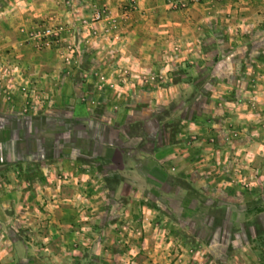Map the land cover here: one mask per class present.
I'll return each instance as SVG.
<instances>
[{"label":"rangeland","instance_id":"374dc122","mask_svg":"<svg viewBox=\"0 0 264 264\" xmlns=\"http://www.w3.org/2000/svg\"><path fill=\"white\" fill-rule=\"evenodd\" d=\"M33 1L40 3L39 0H0V6L11 4L21 8L32 5ZM201 1L165 0V5L168 10H178ZM54 3L65 12L64 22L58 17L40 19L24 30V26H20L17 32L23 34L24 43H32L36 51L49 49L57 53L54 66L56 75L61 76L53 78L48 75L52 86L80 80L83 89L93 88L91 94L85 90L86 94L82 95L83 101L91 107L86 111L88 115L108 122L94 125L87 122L86 132L122 142L127 152L133 149L135 142L143 148L150 147L154 136L160 144L186 136L183 145L176 146V150L184 154L179 164H185L189 158H204L201 163L206 162L207 155L210 158L206 159L207 168L197 167L196 172L189 171L185 165H180L181 171L172 170L168 159L162 160L161 165L177 176L189 177L195 189L187 197L180 200L172 197L170 201L147 186L139 192L131 190L122 205L119 198L108 197L110 192L105 185L125 179L129 186L131 181H137L129 171L120 173L102 158H96L103 139L98 140L96 151L95 145L91 151L70 148L68 139L60 147L58 137L66 135L62 129L67 130V138L75 136L77 144L90 145L87 140L79 142L81 124L74 127L73 123L64 124L57 120L72 116L73 110L58 106L52 107L51 113L41 115V110L37 109L39 115L30 119L29 130L34 129L37 133L41 130L47 134L34 140L36 147L29 145V158L33 155L31 152L44 157L40 158L41 161H29V201L32 202L29 212L33 210L32 214H40V219L29 220V241L38 240L42 244L62 241L74 248L111 245V252L93 253L92 257L83 252L72 253V256L82 258L89 255L90 260L102 264H264V76L244 77L248 74V65L256 62L251 61L247 66L241 62L237 64L234 54L224 61H217L220 56L218 47L222 48L221 55L226 53L228 57L234 45L219 46V38L212 31L211 34L200 33L196 44H166L161 49L151 46L149 41L155 39V35H169V27L163 17L165 14L158 22L155 14L150 12L145 15L147 22L153 28L160 25L159 28L157 31L148 29L144 32L146 35L139 33L134 25L144 13L138 0L120 2L118 8L124 7L122 15L97 1L83 3L84 10L75 0H55ZM99 9L104 11V16L93 20L94 12ZM126 20L132 24L129 34H124L129 41L126 39L121 43V34L124 33L121 27ZM44 25L54 29L63 26L60 47L38 49L35 46V38L30 35ZM28 32L31 33L29 36ZM222 33L220 30L218 34ZM139 37L149 40L144 54L153 58L152 64L139 63L141 56L137 53L143 49L130 42L132 38L139 42ZM125 43L129 46L126 60L123 57ZM66 44H70L71 51H67ZM12 49V45L0 47V88L14 84L17 89L14 87L13 90L12 86V92L1 94L15 105H27L34 101L29 98V90L36 89L47 76L44 79L39 73L29 75L30 64L19 57L18 62L13 60ZM157 55L161 60L156 65ZM65 56H68L67 60ZM235 66L238 69L233 71ZM223 70H231L230 76H221ZM165 83H188L193 90L180 98L175 97L176 93L162 91L158 94V104L152 92L141 93L130 100L129 95L122 94V87L127 84L132 88L153 89ZM19 85L27 86L26 90H21ZM237 87L247 88L249 93L243 94ZM239 101L246 106L241 112L246 114L243 124L233 121L235 104ZM19 111L27 113L28 109ZM52 116L57 121H49L54 120ZM182 118L204 122L202 124L206 126L188 135L189 129H183ZM75 121L85 123L84 119ZM141 128L146 131L145 135H139ZM248 132L251 137L260 139L250 151L245 150L250 147L246 140ZM53 138L56 139L54 144L51 143ZM168 152L169 148L163 151L167 155ZM56 153L59 157L55 158ZM49 156L53 157L49 160ZM45 185L48 186L44 188ZM133 187L135 190L136 185ZM168 201L176 206H169ZM60 214L67 221L58 226L53 216ZM61 226L68 231L71 229L63 237L53 235L45 239L37 234L47 227L55 232L53 229L58 230ZM96 230L97 235L93 234Z\"/></svg>","mask_w":264,"mask_h":264},{"label":"crops","instance_id":"0c3cea01","mask_svg":"<svg viewBox=\"0 0 264 264\" xmlns=\"http://www.w3.org/2000/svg\"><path fill=\"white\" fill-rule=\"evenodd\" d=\"M93 1L106 4L108 9L112 12H118V14L120 13L121 15L124 12L123 6L118 8L120 2L122 3L124 0ZM93 1L75 0L77 5H80L81 10H84L82 7L83 3L87 4L88 2ZM35 2L36 1H33L32 5L21 8H16V6H12L11 4L3 7L0 6V47H10V45H12L15 50L12 49V57L15 56L13 57V60L18 62L17 57L22 58L30 64L29 70L31 71V74L29 73V75L39 73L44 79L47 76L45 80L48 79L47 81L42 80V83H40L36 89L29 90V98L34 101H30L27 105H24L23 103L15 105V103L2 97L1 93L12 92V86L13 90H15L14 84H8L6 88H0V264H102L94 262L92 259L90 260L89 255L88 257L82 258L80 256H72V253L76 254L83 252L91 254L92 257L93 253H101L103 251L111 252V245H85L74 248L72 245L62 243V241H59L57 244H52L51 242L42 244L38 240L29 241V220L35 221L40 219L38 218L40 214H32L33 210L29 212V207L32 205V202L29 201V161L36 162V160L44 158L42 154L34 152L30 153L33 155L29 158V145L32 144L33 147H36V142H34V140L37 139V137L39 139L43 138L47 134V132L43 133L41 130L38 133L35 132L34 129L29 130L30 119L33 120V117H38L39 115V113L37 114V109L41 110V115L51 113L49 110L52 109V107L56 108L58 106L73 110L72 116L67 115L64 119L59 118L57 120L64 124H68L69 122L73 123L74 127L75 125L81 124V128H79L81 130L78 132V137L80 138L79 142L87 140L90 145L88 147H83V144H77L76 142L78 139L75 136L67 138V130L62 129V132L66 133V135L58 137L60 139V147H62V143H66L68 139V146L70 148L75 150L87 149L91 151L93 149L92 145H95L96 151V149H98V140L103 139L102 144L100 145L102 146L101 151L95 154L96 158H102L108 165H110V168L118 170L120 173L126 174L129 171L132 174V178L137 181V183L131 181L129 186L127 184L128 181L125 179L112 183L109 182L105 185L107 186V188H105L107 192H110L108 197L109 195H113V197L119 198L122 205L125 204L124 199H127L126 197L129 196L131 190L133 192H139L143 187L147 186L150 189H154L158 193L163 194L164 198H170V201H172V197L174 199L187 197L188 193L195 189L188 180L189 177L187 178L186 175L177 176L175 172H172L161 165L162 160H166L167 158L168 160L166 161L169 162V167L172 168V170L177 169V171H181L179 168L180 165H185L189 171L193 170L196 172L197 167L207 168L206 164L208 163V160L206 159L210 158V156L207 155L208 157L205 158L207 163H201L204 158L200 157L198 160L189 158V160L185 161V164H183V162H180L179 164V159L184 157V154L178 152L176 146L183 145L186 136L179 140H171L168 143L165 142L163 144L157 142L154 136L151 140L152 143H150V147L143 148L141 147L142 145L138 146V144H136L137 142H135L132 147L133 149L127 152L122 142H116L107 136L105 138H98L94 134H89L88 130L86 132L87 122L91 125L96 124V122L99 124H105L108 122L107 120L105 121L98 117L88 115L86 111L91 109V107L89 108L86 105V102L83 101L84 96L82 95L86 94L85 90L91 94L94 91L93 88L83 89V82L80 80L77 82L69 81L68 83L64 81V83L60 85L56 86V84H54L52 86L48 75H51L53 78L60 75H56L57 72L55 71L56 69L54 66L56 64L55 60L57 53L55 50L49 49L36 51L32 47V43L27 42L28 44H25L24 39L22 40L24 37L23 34L17 32L20 26H24L22 27L24 30L26 29L25 27H32L34 22L40 19L51 20L54 17H58L59 21H63L65 12L55 5V0H39V4L37 2L34 4ZM138 2L140 10L144 13L143 16L138 18L134 25L135 28L137 27L139 33L143 34L148 29L149 31H157L159 28L160 25H155V28H153L152 25L147 22V17L145 15L150 12L155 14L158 22L162 21L161 15L165 14L163 17L169 27V35L165 37L155 35L156 38L154 39L153 37L151 41L147 40V37H143L142 39L139 37V39L137 38L139 42H136L135 38L130 39V42L134 47L140 46V49H143L137 53V55L141 56V58H139L140 64L145 63L148 65L153 63V61H151L153 58L149 57V59L144 54L147 41L150 42L149 44L151 46H157L159 49L166 44L175 45L181 43L184 45H190L193 43L196 44L199 40L198 36L200 33H210L212 31L217 34L215 37L218 36L219 38V40H217L219 46L226 44L231 45V43L234 45L233 52L232 54L229 53L228 57L226 53L221 55L222 48L218 47L217 52H220V56L217 61H224L226 58H229L234 54L237 64L238 62H241V64L247 66L251 61L256 62L248 65L249 70H247L248 74L244 76L245 79H248L250 76L257 77L259 74L264 76V71H262L264 69V0H202L197 4H192L187 8L178 10L166 9L165 0H138ZM60 18H62V20ZM124 20L125 18L122 16V21ZM131 25L132 24H129L127 21L121 27L124 32L121 34V43L126 39L128 40L127 35L129 34V27H131ZM220 30L223 32L222 34H218ZM143 35H146V33ZM220 35L223 36L220 38ZM214 40L216 39L214 38ZM123 48L125 49L123 57L125 56L124 58L126 60V51L129 49L128 43L127 46L125 43ZM123 57L120 59H123ZM160 60L161 56L157 55L154 61L156 65L160 63ZM31 68H33V71ZM236 68L238 69V67L235 66L233 71H235ZM43 69H47V71ZM230 73L231 70H223L221 71V76L227 77L230 76ZM77 76L78 74L76 77ZM4 83L6 84V82ZM185 84L186 85L179 83H165L157 85L153 87V89H145L143 87L132 88L130 84H127L122 87V94L126 93L129 95L130 100V97L134 98L140 96L141 93L152 92V96L156 100V104H158L160 103V96L158 94L162 91L176 93L175 97L179 98L186 92L191 93L193 87L188 83ZM239 90H241V93L243 94L249 93L247 88H239ZM170 99L172 100V98ZM23 108H27L28 112L22 113L19 111ZM29 109L32 111L29 112ZM244 109H246L244 103L239 101L235 104V112L233 113V121L235 123H244L245 120L243 119V116L246 114L244 112L241 113ZM78 110L79 112L76 116L75 113ZM47 117L49 118V116ZM53 118L54 120L49 121H57L55 120V116ZM76 119H84L85 123H78L79 121L73 122ZM121 123L123 124V122ZM202 123L204 122L186 121L185 118H182L181 122L184 126L183 129H189L187 132L188 135L196 133L195 131L197 128L203 130L206 125H203ZM141 132L139 135L146 131L141 128ZM249 133L250 132H248V135L246 136V140L249 142L250 146L245 147V150L247 151L256 147L260 141L258 138L251 137L250 135L252 134ZM52 135L53 133L50 136ZM143 135H145V133ZM54 139L55 138L51 141L52 144H54L56 140ZM168 148V155L167 153L164 154L163 151ZM204 151L208 153V150ZM58 155L59 154L56 153L53 156L56 158L59 157ZM160 156L164 158H160ZM51 157L49 156V160ZM171 162H173V166ZM42 164L38 166L41 167ZM63 167L66 168L67 164L63 165ZM157 176H159V178H157ZM133 185H136L135 190ZM47 186L48 185H45L44 188ZM170 201H168L169 206H176L175 203ZM35 215H37V218H35ZM53 217L54 220L58 222V226L61 224L64 225L67 221L62 214ZM51 221H53V219ZM61 227L62 228H59L58 230L53 229L55 232L47 227L46 229H41V233L37 234L42 238L49 239V236L53 235L63 237L71 230H66L67 228H64V226ZM93 234L97 235V230L93 232ZM33 236L34 234L31 235V238H33Z\"/></svg>","mask_w":264,"mask_h":264},{"label":"built area","instance_id":"2783aa9c","mask_svg":"<svg viewBox=\"0 0 264 264\" xmlns=\"http://www.w3.org/2000/svg\"><path fill=\"white\" fill-rule=\"evenodd\" d=\"M103 16H104V11L102 9H99L94 12L92 18L93 20H98ZM62 27L63 26L59 25V27L54 29L50 26L44 25L39 28L40 30L33 32L32 34L28 32V36L31 34L30 37L35 38L34 44L38 49L47 48L49 46L60 47L63 41L61 37ZM66 47H67V51H71L70 44H66ZM65 59L67 60L68 56H65ZM19 87L21 90H26L27 88V86L25 85H19Z\"/></svg>","mask_w":264,"mask_h":264}]
</instances>
